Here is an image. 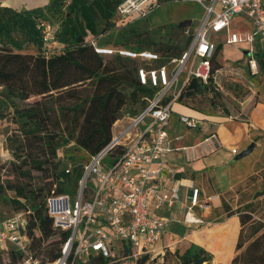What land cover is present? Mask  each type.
<instances>
[{"label":"trees","instance_id":"obj_1","mask_svg":"<svg viewBox=\"0 0 264 264\" xmlns=\"http://www.w3.org/2000/svg\"><path fill=\"white\" fill-rule=\"evenodd\" d=\"M121 1L50 0L45 7L23 10L0 5V94L6 99L33 98L24 106L11 101L20 140L11 142L9 147L14 159L18 161L12 162L14 170L19 179L25 182L19 180L3 183L0 179V199L16 210L32 211L27 234L31 238L32 251L37 250H34L33 256L43 252L40 260L42 264L54 261L60 256L61 245L68 237V232L52 226V221L44 209V201L41 203L39 200L42 189L34 188L27 182L26 177L31 178V170L44 174L45 171L49 173L53 170L46 194L53 182L59 181L61 177L63 180L58 182L57 191L73 192L83 161L110 140L115 121L125 111L136 112L141 109L145 103L144 97L150 96L153 91L137 82L135 71L138 65L134 60L119 55L105 59L94 51L89 42L90 36L96 41L100 34L108 32L107 36H112L118 18L116 6ZM164 1L168 0H161L160 3ZM54 18L58 19L57 26ZM43 19L53 26L55 45L45 46L43 42L40 28ZM122 25L127 26L129 22ZM180 29L183 30V27ZM133 30L131 28L130 33L117 32L112 41L97 42L100 45L111 44L134 50L149 49L163 56L176 57L185 50L190 40L187 37L185 44L179 47L177 44H170L168 40H144L140 33H134ZM29 48L36 52L27 51ZM219 48L220 44L211 59L212 73L217 69L213 60ZM259 67H264V64L259 63ZM83 87H87L85 94L79 90ZM181 97L189 96L184 92L179 99ZM67 100H72L73 104L62 106L61 114L58 113L56 106ZM61 118L68 120L67 124L70 122L69 125H73V153L80 154V158L67 156V161L74 165L72 174H65L64 167L55 171L60 161L59 146L67 142V138L63 136ZM72 179L73 186L67 187L66 183ZM8 190L13 191V196L7 194ZM226 208L224 206L227 211ZM254 210L256 209L251 201L237 208L239 229L233 252V233L230 234V230L235 231L237 224L218 226L217 230L224 234L220 237V242L210 245L215 252L216 264H264V221L254 217ZM54 235L57 236L55 240L41 246L45 239ZM7 251L11 264H16L22 257L17 250L10 248ZM149 258L145 254L135 263L128 264H172L173 259L178 264H210L213 253L192 243L182 252L178 249H166L150 261ZM88 264L119 262L94 255L89 257Z\"/></svg>","mask_w":264,"mask_h":264},{"label":"built area","instance_id":"obj_2","mask_svg":"<svg viewBox=\"0 0 264 264\" xmlns=\"http://www.w3.org/2000/svg\"><path fill=\"white\" fill-rule=\"evenodd\" d=\"M160 1L122 0L116 12L125 24L145 16ZM194 1L202 4L204 15L195 27L190 24L183 28V34L190 40L179 56L100 45L93 37L89 39L97 54L139 60L136 80L153 91L144 97L141 109L125 111L116 120L125 119V123L112 130L110 140L83 161L73 192L57 191L63 177L51 185L44 197V209L52 226L67 231L68 237L61 245L60 256L43 264H78L94 255L111 257L117 248L127 249V263H135L142 255L150 258L156 255L152 253L171 223H203L190 213L199 202V190L195 186L191 205L183 215L181 210L160 214L152 207L171 208L178 200V183L168 190L161 187L166 156L170 152L182 151L189 162L197 158L198 152L208 155L222 144L219 135L210 132L193 144L174 146L173 140H180L182 135L171 136L168 132L172 106L186 92L192 78L198 79L201 89L208 87L212 80L215 82L211 59L217 44L211 38L212 33L226 31L224 42L227 44H246L249 69L252 73L259 71V63L264 61V0ZM238 16L249 20L252 29L229 31L231 21ZM40 28L45 46L55 45L52 24L43 19ZM177 117L187 128L200 125L196 117L184 114ZM73 170V163L67 161L64 173L72 174ZM31 214L30 209H19L0 216V249L9 247L20 252L18 264H42L33 256L27 234Z\"/></svg>","mask_w":264,"mask_h":264},{"label":"rangeland","instance_id":"obj_3","mask_svg":"<svg viewBox=\"0 0 264 264\" xmlns=\"http://www.w3.org/2000/svg\"><path fill=\"white\" fill-rule=\"evenodd\" d=\"M48 2L34 6V8L45 7ZM204 15V8L201 3L194 0H178V1H164L158 5H155L153 9L143 17L133 18V21L129 22V25L123 26L121 18H117L115 26L113 28L112 36L108 37L107 33L97 36V41L104 43L107 40L114 39L117 32L125 31L130 33V29L133 28V32L141 34V38L146 40H155L158 42H168L171 44H177L182 47L185 44L186 36L183 34L182 29L179 27V22L183 20H190L191 27H195ZM185 17V18H184ZM55 25L58 24V19H53ZM131 20V19H130ZM119 22H122L121 24ZM118 24V25H117ZM184 28V27H183ZM112 31V30H111ZM91 38V36L89 37ZM211 38L215 39L214 34H211ZM217 41V39H215ZM135 43V42H134ZM232 54H229L223 50V45H220L219 50L213 60V64L217 67L214 71V80L208 84L207 88L201 89L198 93L191 95L190 97H181L175 102L172 109V114L187 113L197 116L200 120V124L208 122L207 119H211L210 115H231L232 117H244L242 115V108L246 104L252 105L255 99L261 92H264V67H260L259 71L252 73L249 70L246 58L242 55L239 57L233 56L238 53L236 47H230ZM27 51L36 52L35 49L29 48ZM108 59V56H104ZM137 65L141 64L139 60L135 61ZM87 87H83L80 93L85 94ZM2 87L0 86V91ZM33 98L28 100H18L14 98L6 99L0 94V179L1 182L14 183L16 181H23L17 176L14 165L12 162L18 163L12 155V150L9 144L14 141L20 140V134L18 130V122L13 117V107L11 101H14L19 106H24ZM72 100H67L56 106L57 112L61 114L62 106L72 105ZM209 115V116H208ZM63 126V136L67 138V142L59 146L60 161L57 164L55 171L61 170L67 162V156H76L80 158L79 153H73L74 144L72 138L73 125L68 120L61 118ZM67 124V125H66ZM258 145L255 144L252 151L244 158L236 156L241 164L237 167V182L228 191L222 193V201L225 202L227 214L236 213L237 208L246 202H253L254 217L264 221V136H257ZM257 143V142H256ZM250 144V143H249ZM249 144L244 145L240 151L245 150ZM246 145V146H245ZM79 160V159H77ZM24 168H27L24 166ZM53 170L45 171V174L40 171H30L31 178L26 177L34 188H41V195L39 200L41 203L44 201L45 194L49 180L51 179V173ZM245 174V175H244ZM50 177H47V176ZM74 180L67 182V186H72ZM8 195L13 196V191L8 190ZM26 205L30 206V203ZM16 208L11 204L4 202L0 199V216L10 215ZM218 225L213 227L210 232L215 238H220L222 234L217 230ZM209 235L207 238L211 237ZM57 236H51L45 239L41 246L46 245L48 242L55 240ZM198 241L206 242L208 245H212L215 241L207 242L206 238L202 239L196 237ZM217 246V244H215ZM6 247L0 249V264H11V258L8 255ZM34 249V248H33ZM35 250V249H34ZM32 251L34 254L35 251ZM164 252V251H163ZM162 252V253H163ZM129 251L125 248H117L114 252V256H111L113 261L119 262V264H128L127 258ZM156 253V252H155ZM152 253V254H155ZM154 256V255H152ZM156 256V255H155ZM36 258L40 261L43 258V252L40 251ZM152 258V257H151ZM149 258V261L150 259ZM20 260L16 262L18 264ZM89 259L85 262L78 264H88ZM172 264H178L175 259L171 261ZM210 264H216L212 261Z\"/></svg>","mask_w":264,"mask_h":264},{"label":"crops","instance_id":"obj_4","mask_svg":"<svg viewBox=\"0 0 264 264\" xmlns=\"http://www.w3.org/2000/svg\"><path fill=\"white\" fill-rule=\"evenodd\" d=\"M48 1L50 0H0V5L23 10L34 8V6ZM251 29L250 21L243 16L235 17L229 26V31ZM225 34L226 31L214 34L217 41L213 40L217 46L218 44L223 45V50L229 54H232V49H234L230 47L234 46L238 53L233 56L239 57L243 55L247 61L246 44H227L224 42ZM260 63L264 64V61ZM242 113L244 117L208 115L211 119H207L208 122L200 124L196 128H187L181 125L177 119L179 114L171 115L169 134L171 136L182 135L180 140H173L174 146L193 144L210 132H216L222 144L217 151L211 154L202 155L198 152L197 158L189 162L185 160V156L180 150H173L166 156L167 167L162 173L161 187L164 190H168L171 185L178 183V200L171 208L166 206L158 208L154 205L152 207L160 214L179 212L181 210L183 215L186 207L191 205L192 187L195 186L199 190V202L191 208L190 213L192 217L202 219L203 223H171L155 247L156 255L162 254L166 249H178L182 252L194 243L211 251L213 253L212 261H215L213 247L206 244V242L198 241L196 237L206 238L207 242L215 241L218 243L221 239L211 235L210 230L216 225L236 223L237 228L235 231L230 230V234L233 233L231 244L233 252V245L239 229V219L236 213H232L229 216L226 215L225 202L222 201L221 196L224 191L230 190L237 182V167L241 164V159L245 157H240V161L236 159V156L241 152L240 150L244 148L242 144L254 142L258 145L257 136H264V92L258 95L252 105L246 104L242 108ZM180 114L197 118L193 114L183 112ZM124 123L125 119L115 121L112 130ZM209 235L211 237L207 238ZM230 259L231 256L227 260L228 263Z\"/></svg>","mask_w":264,"mask_h":264},{"label":"water","instance_id":"obj_5","mask_svg":"<svg viewBox=\"0 0 264 264\" xmlns=\"http://www.w3.org/2000/svg\"><path fill=\"white\" fill-rule=\"evenodd\" d=\"M190 24H191L190 20H183V21L179 22L178 25H179V27H185V26H189ZM200 90H201V86H200L198 79L192 78L190 80V83L187 86V90H186L185 94H186V96H190V95H193L195 93H198ZM254 145H255V143L251 142L245 150H243L242 152H240L237 155V157H243V156H246L247 154H249L252 151Z\"/></svg>","mask_w":264,"mask_h":264}]
</instances>
